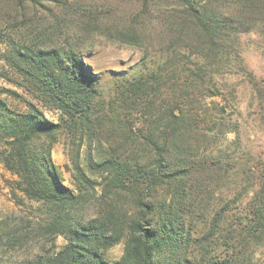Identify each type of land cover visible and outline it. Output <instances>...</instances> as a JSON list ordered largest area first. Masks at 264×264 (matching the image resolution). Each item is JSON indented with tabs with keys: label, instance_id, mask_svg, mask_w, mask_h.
<instances>
[{
	"label": "trees",
	"instance_id": "16d2710c",
	"mask_svg": "<svg viewBox=\"0 0 264 264\" xmlns=\"http://www.w3.org/2000/svg\"><path fill=\"white\" fill-rule=\"evenodd\" d=\"M169 2L163 62L142 61L108 95L80 51L0 34L27 92L61 112L54 122L34 102L19 111L0 98L7 186L41 211L0 221V264H264V150L242 141L240 121L245 80L264 122V80L241 46L264 36V0ZM117 35L146 46L137 30ZM63 134L77 146L75 188L53 159Z\"/></svg>",
	"mask_w": 264,
	"mask_h": 264
},
{
	"label": "rangeland",
	"instance_id": "374dc122",
	"mask_svg": "<svg viewBox=\"0 0 264 264\" xmlns=\"http://www.w3.org/2000/svg\"><path fill=\"white\" fill-rule=\"evenodd\" d=\"M43 3L46 7L30 5L24 0H0V34L6 39L23 41L45 39V45H61L80 51L92 69L99 73L107 95L115 90L116 81H121L125 73H140L141 69L137 67L142 61L148 69H153L164 60L165 18L173 6L169 0H60V4L45 0ZM147 3L152 15L146 14ZM96 27H103L101 31L107 34L100 35ZM123 30H137L145 38L146 46L122 42L117 31ZM109 35L114 38L109 39ZM241 46L248 69L264 80V36L256 32L244 34ZM9 50L8 43L0 41V98L19 111L26 110V100L34 102L49 120L60 121V111L44 106L27 92L22 76L7 62ZM240 83L245 89L241 92V139L249 141L246 144L250 145L254 142L255 150H264V130L261 129L264 122L250 97V84L245 80ZM10 91H15L18 96ZM236 136L232 133L228 139L233 141ZM76 147L74 140L63 134L53 150V159L62 173L63 182L71 188L76 184L72 164ZM86 156L83 149V162H86ZM12 178L0 163V221L25 217L33 223L39 221L41 211L37 204L20 206L13 199L6 183ZM65 242L63 237L58 239L59 245ZM122 253L121 244L111 249L108 256L118 259Z\"/></svg>",
	"mask_w": 264,
	"mask_h": 264
}]
</instances>
